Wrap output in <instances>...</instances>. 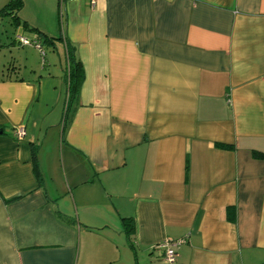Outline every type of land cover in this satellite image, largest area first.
<instances>
[{"label": "crops", "instance_id": "crops-1", "mask_svg": "<svg viewBox=\"0 0 264 264\" xmlns=\"http://www.w3.org/2000/svg\"><path fill=\"white\" fill-rule=\"evenodd\" d=\"M21 1L0 13V264H264V0Z\"/></svg>", "mask_w": 264, "mask_h": 264}, {"label": "trees", "instance_id": "trees-1", "mask_svg": "<svg viewBox=\"0 0 264 264\" xmlns=\"http://www.w3.org/2000/svg\"><path fill=\"white\" fill-rule=\"evenodd\" d=\"M22 6L21 0H10L9 3L0 11L3 14H15ZM67 69L65 70V90H66V101H65V118L67 119L68 113L74 111L76 106V100L79 92V88L83 81V70L79 61H77L71 51L68 50L67 57ZM217 147L227 148L226 146L216 145ZM255 158L264 159V155L254 153ZM188 169V164H186ZM13 201V200H11ZM123 226L125 228V234L128 235L131 232V220H123Z\"/></svg>", "mask_w": 264, "mask_h": 264}, {"label": "built area", "instance_id": "built-area-1", "mask_svg": "<svg viewBox=\"0 0 264 264\" xmlns=\"http://www.w3.org/2000/svg\"><path fill=\"white\" fill-rule=\"evenodd\" d=\"M69 1H73V0H57L60 15L62 14V11L65 7V4ZM79 1H81V0H79ZM88 1L90 3L91 7H93L95 4V0H88ZM15 40L17 41L19 46L35 47L36 49H38L41 52L42 56L44 55V52L42 51L40 44L36 40H29V39H26L23 37H16ZM15 136L18 139H22L24 136V131L22 129H19L18 131L15 132ZM183 242L184 241H182V240H177V241L166 240V241H163L162 243L156 245L155 248L162 250L163 258L166 262L173 263L176 260L177 250L183 244Z\"/></svg>", "mask_w": 264, "mask_h": 264}, {"label": "rangeland", "instance_id": "rangeland-1", "mask_svg": "<svg viewBox=\"0 0 264 264\" xmlns=\"http://www.w3.org/2000/svg\"><path fill=\"white\" fill-rule=\"evenodd\" d=\"M59 8V7H58ZM1 26H5L4 24H2ZM0 26V27H1ZM8 34H9V37L10 38H14L16 35H18V33H16L14 30H9V32H8ZM42 51L44 52V53H47V50L43 47L42 48ZM14 54V53H13ZM48 54V53H47ZM5 55H7V52L6 51H4V50H1V52H0V56H5Z\"/></svg>", "mask_w": 264, "mask_h": 264}, {"label": "water", "instance_id": "water-1", "mask_svg": "<svg viewBox=\"0 0 264 264\" xmlns=\"http://www.w3.org/2000/svg\"><path fill=\"white\" fill-rule=\"evenodd\" d=\"M2 134V131L0 130V135Z\"/></svg>", "mask_w": 264, "mask_h": 264}]
</instances>
